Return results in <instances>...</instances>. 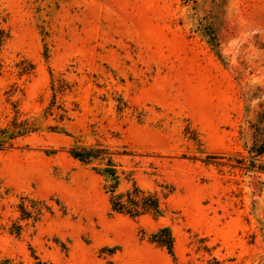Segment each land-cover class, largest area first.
Segmentation results:
<instances>
[{"label":"rangeland","instance_id":"rangeland-1","mask_svg":"<svg viewBox=\"0 0 264 264\" xmlns=\"http://www.w3.org/2000/svg\"><path fill=\"white\" fill-rule=\"evenodd\" d=\"M0 30V129L38 128L0 151V260L264 264V0H0ZM73 146L162 216L113 213Z\"/></svg>","mask_w":264,"mask_h":264},{"label":"trees","instance_id":"trees-1","mask_svg":"<svg viewBox=\"0 0 264 264\" xmlns=\"http://www.w3.org/2000/svg\"><path fill=\"white\" fill-rule=\"evenodd\" d=\"M8 35L3 30H0V47L3 45ZM53 103V102H52ZM53 104L49 105L45 113L51 114ZM65 113V111H63ZM65 118L64 114L60 115V119ZM36 120H21L13 118L10 125L0 129V151L5 147L11 146L9 142L18 137H24L28 134L37 131ZM55 129V128H54ZM263 145L252 148L255 155L264 153ZM70 156L78 162L89 165L93 162H105L104 168L96 170V173L103 178L105 185V193L108 194L110 210L113 213L136 218L143 215H151L154 218L162 216L159 198L152 193L141 190L134 183L124 192H119V176L112 164L109 153L105 148L100 146L77 147L73 146L69 150ZM22 219L30 218L29 214L22 210ZM18 233V232H17ZM149 242L157 247L163 248L168 254L172 255L174 240L168 227H162L157 232L150 235ZM207 251V250H206ZM0 264H13L10 260H0ZM201 264H223V261L218 260L214 256L206 259Z\"/></svg>","mask_w":264,"mask_h":264}]
</instances>
